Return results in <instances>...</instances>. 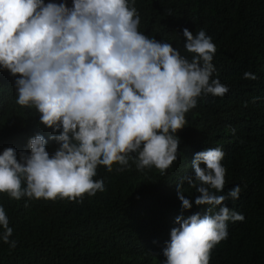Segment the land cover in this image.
Returning <instances> with one entry per match:
<instances>
[{"label": "clouds", "instance_id": "obj_1", "mask_svg": "<svg viewBox=\"0 0 264 264\" xmlns=\"http://www.w3.org/2000/svg\"><path fill=\"white\" fill-rule=\"evenodd\" d=\"M134 5L135 0H72L71 7L67 0H0V70L16 77V103L35 109L40 122L59 133L48 138L58 144L54 154L41 134L29 139L30 152L21 151L19 159L15 148L3 150L0 193L82 203L85 195L105 190L104 181L94 179L98 166L111 172L130 159L140 171L155 167L166 175L178 159L177 133L186 127V113L202 96L228 93L212 79L217 48L205 30L194 35L183 29L189 59L171 43L140 32ZM243 78L257 76L245 72ZM224 156L219 147L195 153V176L177 183L183 209L193 206L183 194L184 181L200 194L196 205L212 207L204 215L176 218L164 264H210L212 250L228 237V222L244 221L224 203L239 199L240 186L216 194L226 184ZM216 206L219 211L209 214ZM0 226V239L15 248L2 206Z\"/></svg>", "mask_w": 264, "mask_h": 264}, {"label": "trees", "instance_id": "obj_2", "mask_svg": "<svg viewBox=\"0 0 264 264\" xmlns=\"http://www.w3.org/2000/svg\"><path fill=\"white\" fill-rule=\"evenodd\" d=\"M67 3L72 6V0ZM134 6L140 32L171 43L189 59L193 54L184 48L183 29L194 35L205 30L217 48L212 79L226 85L228 93L202 96L186 113V127L177 133L178 159L166 175L155 167L140 171L130 159L128 166L114 164L111 172L98 166L94 179H102L105 190L85 195L82 203L16 200L0 193L13 229L9 239L16 241L11 248L0 239V264H164L171 230L179 226L176 218L204 215L212 207L195 204L200 194L187 181L183 194L192 202L190 210L182 208L177 193L183 177L195 176V153L209 147L225 153L226 184L216 194L240 186L239 199L224 203L245 217L228 222V237L212 250L210 264H264V0H135ZM245 72L257 79H244ZM15 80L0 70V154L13 147L19 159L21 151L30 152L28 141L36 134L48 139L59 133L44 126L35 109L16 103ZM57 147L48 139L50 154Z\"/></svg>", "mask_w": 264, "mask_h": 264}]
</instances>
